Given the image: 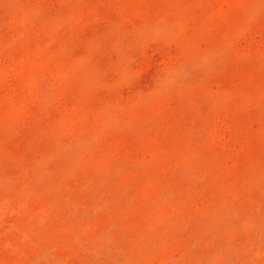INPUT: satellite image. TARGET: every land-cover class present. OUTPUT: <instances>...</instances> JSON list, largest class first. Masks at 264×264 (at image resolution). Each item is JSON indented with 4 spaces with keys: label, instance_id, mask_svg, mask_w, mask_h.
Masks as SVG:
<instances>
[{
    "label": "rangeland",
    "instance_id": "1",
    "mask_svg": "<svg viewBox=\"0 0 264 264\" xmlns=\"http://www.w3.org/2000/svg\"><path fill=\"white\" fill-rule=\"evenodd\" d=\"M0 264H264V0H0Z\"/></svg>",
    "mask_w": 264,
    "mask_h": 264
}]
</instances>
